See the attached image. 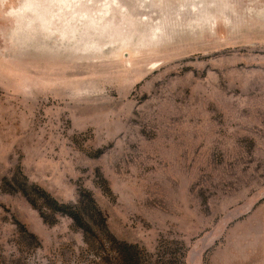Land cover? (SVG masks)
I'll use <instances>...</instances> for the list:
<instances>
[{"label": "rangeland", "instance_id": "374dc122", "mask_svg": "<svg viewBox=\"0 0 264 264\" xmlns=\"http://www.w3.org/2000/svg\"><path fill=\"white\" fill-rule=\"evenodd\" d=\"M0 264H264V0H0Z\"/></svg>", "mask_w": 264, "mask_h": 264}, {"label": "trees", "instance_id": "16d2710c", "mask_svg": "<svg viewBox=\"0 0 264 264\" xmlns=\"http://www.w3.org/2000/svg\"><path fill=\"white\" fill-rule=\"evenodd\" d=\"M70 216H71V218L73 219V220H75L76 221V218H75V216H74V214H69ZM127 250H132V248H126Z\"/></svg>", "mask_w": 264, "mask_h": 264}]
</instances>
